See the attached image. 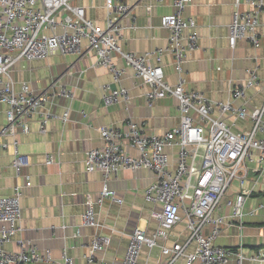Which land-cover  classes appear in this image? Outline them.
I'll return each instance as SVG.
<instances>
[{"label": "built area", "instance_id": "1", "mask_svg": "<svg viewBox=\"0 0 264 264\" xmlns=\"http://www.w3.org/2000/svg\"><path fill=\"white\" fill-rule=\"evenodd\" d=\"M152 1L169 2L172 8L170 14L161 17V26L168 30L166 45L130 52L120 44L121 19L130 13L127 0H104V25L88 18L84 7L73 4V0H0V104L7 105L6 122L0 124V149H12L11 164L15 175L19 176L27 159L19 152L16 130L29 132V120L34 115L38 116V131L42 134L51 120L67 122L69 107L58 115L52 105L59 98H73L71 89L55 81L39 91L33 90L27 81L16 82L14 66L26 60H46L56 51L62 55L78 54L85 40L87 49L94 54L93 66L107 69L117 85L101 86L106 106L128 99L126 88L119 85L124 70L115 64L113 55L116 54L146 86V105L151 107L155 100L172 96L177 100L180 121L164 134L147 131L143 124L130 118L125 119L124 127H98L100 146L89 149L83 163L87 172H101L102 186L97 198L87 196L81 226L101 229L95 205L101 206L106 199L122 203L117 192L108 186L109 178L121 170H151L154 178L145 188V199L159 203L162 208L153 213L158 220L153 235L147 236L138 228L128 234V245L121 260L98 256L104 251L108 238L96 233L85 245L84 264H142L138 261L142 247L153 248L157 238H167L172 228L181 222L189 236L184 242L161 246V253L167 257L166 264L179 259H183L184 264H226L231 258L237 264L245 259L264 261L263 253L246 257L239 248L214 243L226 225H235L242 239L244 203L253 193L244 183L250 173L264 182V102L251 110L233 105V100L243 99L249 88L259 85L256 68L247 71L244 82L230 91L226 101L211 100L200 91L187 90L183 64L187 53L198 48L196 22L184 15L192 0ZM233 6L229 47L233 49L237 41L258 47L259 16L264 13V0H233ZM131 26H135L134 21ZM164 53L172 58L177 74L175 84L165 78ZM229 115L249 121L250 127L234 131L225 120ZM7 136L12 140L1 139ZM173 147H177V154L172 159L165 149ZM53 162L54 156L47 153L45 164ZM234 182L238 190L231 196ZM25 184L30 185V182ZM20 196L18 185L12 194L0 195V264L50 263L53 261L50 249L40 251L21 237L15 240L18 251H7L3 247L21 231ZM256 211H264V202L252 210ZM192 244L194 249L187 251ZM61 264H75L66 250L62 252Z\"/></svg>", "mask_w": 264, "mask_h": 264}, {"label": "crops", "instance_id": "2", "mask_svg": "<svg viewBox=\"0 0 264 264\" xmlns=\"http://www.w3.org/2000/svg\"><path fill=\"white\" fill-rule=\"evenodd\" d=\"M130 13L121 19L120 44L130 52H144L166 45L168 30L161 26V17L172 12L169 2L156 3L152 0H127ZM104 0H73V4L84 7L88 18L104 25ZM234 10L233 0H192L184 15L196 22L198 48L187 53L183 64L184 87L200 91L215 101H226L230 91L240 86L247 77V71L256 68L259 85L247 90L245 97L233 100V105L251 110L264 102V13L259 16V46L253 47L245 41H237L231 49L228 44L229 24ZM128 16H132L128 17ZM134 19V20H133ZM135 26H131V22ZM82 43L78 54L62 55L53 52L46 60H26L14 66L16 82L27 81L33 90L39 91L51 81L71 89L73 98H59L53 110L61 115L69 107L67 122L51 120L44 134L38 131V116L29 120V132L16 130L20 154L27 159L19 176L12 166V149H0V195H10L14 187H20L21 231L3 247L7 251H18L15 240L19 237L32 242L40 251L50 249L53 261L44 263L32 261L28 264H61L64 250L75 264H84L85 245L96 233L108 238L105 249L98 256L107 260H121L128 245V234L135 228L147 236L155 233L158 220L153 213L161 211L159 203L145 199V188L153 181V172L146 168L135 171L121 170L108 180L109 188L117 192L122 203L106 199L101 206L95 205L96 217L102 228L81 226V215L86 210V198L98 197L102 186L99 171L84 169L86 152L100 146L98 127H124L127 118L135 120L145 130L164 134L180 121L177 100L168 96L146 105V86L134 77L132 68L127 67L118 55H113L115 64L123 68L120 86L126 88L128 99H119L106 106L102 100L101 86L112 82L109 71L93 66L94 54ZM165 78L170 84L177 82V74L169 54L162 55ZM6 104H0V124L6 122ZM85 112V115L81 114ZM216 115V114H214ZM236 132L247 130L250 122L233 116H225ZM261 137V134H258ZM11 141L12 137H2ZM175 158L177 147L166 148ZM54 156V162L45 164V155ZM258 178V179H257ZM26 181L30 185H26ZM244 186L253 193L244 203L243 234L235 225L223 226L215 238L217 246L240 249L246 257L254 253L264 254V211L252 212L264 202V182L257 175L249 174ZM238 190L234 182L230 195ZM189 236L184 223H178L167 238H157L153 248L143 246L138 261L142 264H166L167 257L161 253V246L174 241L184 242ZM194 245L187 251H192ZM173 264H184L183 259ZM226 264H237L231 258ZM242 264H264V261L243 260Z\"/></svg>", "mask_w": 264, "mask_h": 264}]
</instances>
